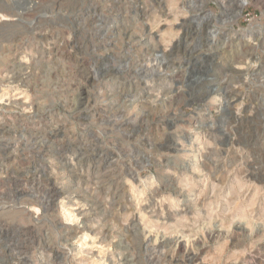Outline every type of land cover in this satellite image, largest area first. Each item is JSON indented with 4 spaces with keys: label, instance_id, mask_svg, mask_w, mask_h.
<instances>
[{
    "label": "rangeland",
    "instance_id": "374dc122",
    "mask_svg": "<svg viewBox=\"0 0 264 264\" xmlns=\"http://www.w3.org/2000/svg\"><path fill=\"white\" fill-rule=\"evenodd\" d=\"M0 264H264V0H0Z\"/></svg>",
    "mask_w": 264,
    "mask_h": 264
},
{
    "label": "bare ground",
    "instance_id": "6f19581e",
    "mask_svg": "<svg viewBox=\"0 0 264 264\" xmlns=\"http://www.w3.org/2000/svg\"><path fill=\"white\" fill-rule=\"evenodd\" d=\"M242 3V2H241Z\"/></svg>",
    "mask_w": 264,
    "mask_h": 264
}]
</instances>
